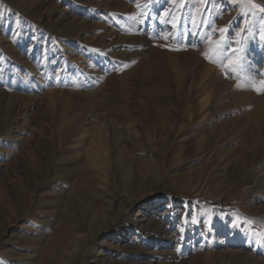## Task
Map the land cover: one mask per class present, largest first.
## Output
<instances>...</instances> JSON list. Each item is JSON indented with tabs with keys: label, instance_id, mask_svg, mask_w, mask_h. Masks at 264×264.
Instances as JSON below:
<instances>
[{
	"label": "rangeland",
	"instance_id": "1",
	"mask_svg": "<svg viewBox=\"0 0 264 264\" xmlns=\"http://www.w3.org/2000/svg\"><path fill=\"white\" fill-rule=\"evenodd\" d=\"M251 8L0 0V264H264Z\"/></svg>",
	"mask_w": 264,
	"mask_h": 264
},
{
	"label": "snow or ice",
	"instance_id": "2",
	"mask_svg": "<svg viewBox=\"0 0 264 264\" xmlns=\"http://www.w3.org/2000/svg\"><path fill=\"white\" fill-rule=\"evenodd\" d=\"M246 3L247 4H251L252 5V8L249 9V11H251L252 9H257L259 10L260 12H264V7H260L259 5H256L253 3V0H246ZM221 32H223V29L220 30ZM217 45L219 47V42H217ZM220 51L222 52V49H220ZM207 53H205V56L207 57ZM258 91H264V82H262V87L260 89H258Z\"/></svg>",
	"mask_w": 264,
	"mask_h": 264
},
{
	"label": "trees",
	"instance_id": "3",
	"mask_svg": "<svg viewBox=\"0 0 264 264\" xmlns=\"http://www.w3.org/2000/svg\"><path fill=\"white\" fill-rule=\"evenodd\" d=\"M167 195H174L175 193L174 192H172V191H170V190H168V191H166L165 192ZM196 199H198L199 201H201V200H205V198H203V197H201V196H198ZM217 205H219L218 203H216Z\"/></svg>",
	"mask_w": 264,
	"mask_h": 264
}]
</instances>
